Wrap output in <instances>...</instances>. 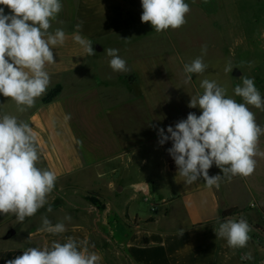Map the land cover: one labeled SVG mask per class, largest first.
Instances as JSON below:
<instances>
[{
  "label": "crops",
  "instance_id": "1",
  "mask_svg": "<svg viewBox=\"0 0 264 264\" xmlns=\"http://www.w3.org/2000/svg\"><path fill=\"white\" fill-rule=\"evenodd\" d=\"M62 4L63 9L57 20L52 22L50 31L62 28L68 39L63 46L54 50L56 62L47 66L49 75L71 74L69 84L77 82L75 79L80 83L88 79V63L84 60H87L89 55L72 39L76 23L82 22L81 35L90 39L94 46L99 45V50L91 56L95 57L93 71L95 68L98 71L101 68L110 69V57L106 54L108 48L118 49V54L127 62V72L114 73L118 81L120 75L131 76L129 79L122 77L134 88L129 91L130 98L126 102L127 116L120 113L112 118H151L144 108L153 107L154 104L156 107L165 106L166 101L160 96H155L156 99H152V102L149 100L153 84L149 75L151 67L141 60L146 59L142 58L143 56L154 53L162 57L164 37L162 32L157 33L150 23L141 22V0H62ZM79 52H83V57L75 56ZM81 59L83 61H80ZM161 62L156 63L158 67L163 65ZM68 95L59 99L60 101L55 99L42 104L33 111L29 120L37 139L40 156L37 165L57 174V180L63 183L56 187L58 190L69 192L64 194L67 201L70 202V199L76 197L74 188H81L94 194L104 207L97 210L87 203L78 206V210L73 213L83 220L85 216L94 215L96 219L92 225L86 220L82 223L64 222L67 230L62 234L52 235L38 228L30 231V243L26 245H0V264H6L7 260L22 255L28 247L50 246L54 240L64 243L67 237L74 238L78 242V248L87 246L89 252L97 253L101 257L98 264H121V260L127 264H249V260H241L242 255H239L236 249L230 248L225 239L216 237L215 230L219 226L217 217L221 220L246 218L252 226L253 237L250 244L256 243L258 253L262 254L257 258L258 264H264V155H261L264 153V135L258 141L256 168L250 176H236L230 181L222 180L219 189L207 188L202 178L192 185H185L184 178L181 177L177 182L174 197L158 201L156 207L162 210L160 218L149 216L147 220H141L135 216L131 221L127 216H123L124 225L118 228L116 219L119 215L115 212L117 210L109 204L99 185L96 183V186L83 188L75 183L74 177L87 171L91 174L95 172L94 176L99 180L104 169L111 168L115 178L107 182V190L119 196L131 191L132 196L126 204L128 207L138 195L148 199L151 194L150 184L139 175L147 167L154 168L156 154L137 143L139 139L135 133L133 135L138 127L135 121L133 124L128 122V127H125L123 121L116 126L111 125L113 130L106 122L92 129L89 118H72L70 105L66 102ZM176 103L181 108V101L177 100ZM150 113L152 112L149 111L148 114ZM69 115L70 119H66ZM256 122L259 124L258 120ZM261 127H264V123ZM93 139L96 141L93 142ZM155 139L158 147V136ZM158 150L162 154L167 171L177 173V168L168 170L159 147ZM217 174H222L221 170L213 165L209 169V175ZM156 182L155 177L152 178V183ZM173 205L181 212L182 218L181 221L180 217L178 218L174 228L163 225L169 218ZM228 209H235L237 213L223 217L222 213ZM111 217H114L115 221L109 223ZM12 219L15 217L8 218V215L0 214V242L16 234L14 223H8ZM9 229L14 230L11 236ZM181 229L184 230L183 236L179 235ZM250 253L252 256L255 254L252 251Z\"/></svg>",
  "mask_w": 264,
  "mask_h": 264
},
{
  "label": "clouds",
  "instance_id": "2",
  "mask_svg": "<svg viewBox=\"0 0 264 264\" xmlns=\"http://www.w3.org/2000/svg\"><path fill=\"white\" fill-rule=\"evenodd\" d=\"M0 5L4 6L0 7V94L11 98L22 113L34 107L36 100L46 93L50 84L47 66L56 62L54 50L68 39L62 28L50 31L63 4L62 0H0ZM141 7V22L150 23L157 33L181 28L191 10L185 0H141ZM81 29L82 22H77L72 39L86 55L93 56L96 54L93 42L81 35ZM118 53V49H106L109 66L113 72H127V62ZM201 53L183 65L185 83L192 80L193 74L206 71L208 65L203 61L206 45ZM232 70L229 62L225 72ZM240 79L242 83L234 88V95L242 98V103L229 96L226 88L216 81L203 79L200 83L203 93L191 96L187 105L199 108L201 114L189 112L186 119L174 126L157 129L159 145L172 142L167 152L185 185L202 178L207 188L219 189L222 180L248 177L255 171L257 145L264 127L257 124L249 106L264 111V97L254 78ZM65 118L70 119V115ZM39 159L31 126L16 116L0 114V214H12L22 223L45 206L48 213L52 212L48 196L54 191L58 177L54 171L37 167ZM213 165L222 174L210 176ZM64 220L70 221L71 217L66 215ZM217 223V238L225 239L232 249L247 247L252 226L246 218L217 217ZM66 230L63 221L53 224L47 215L41 216L40 231L59 235ZM183 234L181 229L179 235ZM251 259L250 252L241 256V260ZM100 260L87 246L80 249L74 238L67 237L64 243L54 240L50 246L28 247L6 264H98Z\"/></svg>",
  "mask_w": 264,
  "mask_h": 264
},
{
  "label": "rangeland",
  "instance_id": "3",
  "mask_svg": "<svg viewBox=\"0 0 264 264\" xmlns=\"http://www.w3.org/2000/svg\"><path fill=\"white\" fill-rule=\"evenodd\" d=\"M185 2L190 5L191 9L186 15L187 23L179 29H168L161 33L164 37L162 57L158 53H154L150 56L147 55V57L143 56L142 58L146 59L141 60L148 63V67H151L149 75L153 79V84L151 86L152 95L149 96V100L152 102V99L160 96L162 100L166 101L163 107H156L154 104L153 107L144 108L145 113L151 118L125 117L118 120L112 118L120 113L127 116L128 107L126 108V102L130 98L129 91L134 88L129 86L128 80H124L122 77L129 79L131 76L120 75L118 81L115 72L111 68H101L99 71L95 68L93 71L95 57L91 58V56L84 60L88 63L87 80L80 83L79 80L75 79L77 82L69 84L72 79L69 77L72 76L71 74L58 73L55 76L50 75V84L46 93L36 100L34 107L27 109L25 112H19L11 98L0 94V114L16 116L18 120L28 124L33 111H36L38 107L55 99L60 101L59 99H63L68 94L69 99L66 102L70 105L72 118H89L92 129H96L97 125H102L104 122L111 128L122 121L126 125L125 127H128V122H132V124L134 121L136 122L138 126L136 131L133 132V129H131V132H133V135L135 133L136 138L139 139L137 143L152 150L154 154H158L157 156L154 155V168L147 167L139 175L151 186V194L148 199L138 195L126 207L132 196L131 191L119 196L107 190V182H111L115 178L114 174L111 173V168L104 169L99 180L95 178V172L91 174L87 171L80 172L74 177L75 183L83 188L99 185L101 192L105 193V197L109 200V204L117 210L115 212L119 215L116 219L118 228L124 225L122 223L123 216H127L131 221L135 216L141 220H147L149 216L160 218L162 210L156 207L159 204L158 201L174 197L177 191V182L181 176L167 171L155 137L158 136V128L163 127L166 130L167 126H174L179 120L186 119L189 112H194L197 115L201 114L199 108H189L187 105L191 96L203 93V89L200 87L203 79L216 81L218 85L226 88L229 96L242 103V98L234 95V88L242 83L240 79L242 76L254 78L257 89L264 97V0H207V3L202 2V0H195V2L194 0H185ZM0 6L4 7L3 5ZM5 11L8 12V9L5 8ZM205 45L207 46V53L203 55V61L208 65L206 71L201 75L193 74L192 80L185 83L186 74L183 71V65L201 56V48ZM98 47L99 45H93L95 51ZM75 56L81 58L83 52H79ZM80 61H83V59ZM158 62L163 63V65L158 67V64H156ZM229 62H231L233 70L232 72H225V67ZM96 77L97 79H95ZM177 100L181 101V108L177 105ZM249 107L255 113L256 120L259 121L258 125L261 126L264 123V111L253 106ZM149 111L152 112L150 115L148 114ZM92 141L95 142L96 139ZM37 167L43 168L40 165H37ZM154 177L157 181L156 184L152 183ZM62 183L61 180H57L56 185L60 186ZM74 189L73 192L76 191L74 192L76 197L70 199L69 202L64 195L69 192L58 190L55 187L54 191L48 196L49 203L52 206L51 213L46 211L47 206H45L35 216L26 218L22 223L18 222L16 218L10 220L8 223H14L16 234L0 242V245L15 247L30 243L28 240L29 233L41 228V216L44 215H47L53 224L59 221L68 224L82 223L86 220L88 224L92 225L96 219L94 215L85 216L83 220L73 213L78 210V206L87 203L95 207L92 199L97 200L100 205H102V202L91 192L83 191L81 188ZM156 209L158 210L156 211ZM7 215L8 218L14 216ZM66 215L71 217L70 221L64 220ZM178 218L180 221L182 220L181 212H178L175 205H173L169 218L164 221L163 225L174 228ZM113 221H115V218L111 217L109 223ZM14 227H11V229ZM249 235L251 238L253 237L252 232ZM251 241L252 239L249 240L246 248L236 249V251L239 255L254 252L253 259L249 260V264H258L259 260L257 258L262 254L258 253L256 243L250 244ZM121 264L127 263L121 260Z\"/></svg>",
  "mask_w": 264,
  "mask_h": 264
},
{
  "label": "trees",
  "instance_id": "4",
  "mask_svg": "<svg viewBox=\"0 0 264 264\" xmlns=\"http://www.w3.org/2000/svg\"><path fill=\"white\" fill-rule=\"evenodd\" d=\"M171 146H172V142L171 141L166 142L163 146L158 144L159 149L162 151V153H163V155L165 157L167 168L170 171H172V170L177 168V166L175 165L174 160L172 159V157L167 152V149L170 148ZM92 203L95 205L97 210H102L103 207H104L103 205H100L97 200L92 199ZM236 213L237 212H236L235 209H228V210H225L222 213V216L223 217L233 216Z\"/></svg>",
  "mask_w": 264,
  "mask_h": 264
},
{
  "label": "water",
  "instance_id": "5",
  "mask_svg": "<svg viewBox=\"0 0 264 264\" xmlns=\"http://www.w3.org/2000/svg\"><path fill=\"white\" fill-rule=\"evenodd\" d=\"M97 50H99V48H97ZM13 234H14V231L11 230V231L9 232V236H11V235H13Z\"/></svg>",
  "mask_w": 264,
  "mask_h": 264
}]
</instances>
